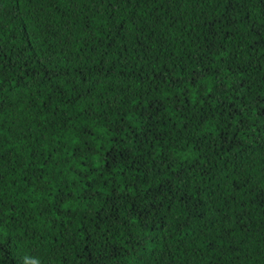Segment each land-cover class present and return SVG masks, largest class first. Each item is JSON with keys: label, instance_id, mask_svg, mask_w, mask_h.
<instances>
[{"label": "trees", "instance_id": "obj_1", "mask_svg": "<svg viewBox=\"0 0 264 264\" xmlns=\"http://www.w3.org/2000/svg\"><path fill=\"white\" fill-rule=\"evenodd\" d=\"M264 264V0H0V264Z\"/></svg>", "mask_w": 264, "mask_h": 264}, {"label": "clouds", "instance_id": "obj_2", "mask_svg": "<svg viewBox=\"0 0 264 264\" xmlns=\"http://www.w3.org/2000/svg\"><path fill=\"white\" fill-rule=\"evenodd\" d=\"M32 264H36V262H35V261H33V262H32Z\"/></svg>", "mask_w": 264, "mask_h": 264}]
</instances>
